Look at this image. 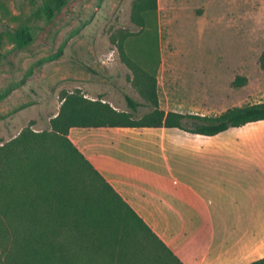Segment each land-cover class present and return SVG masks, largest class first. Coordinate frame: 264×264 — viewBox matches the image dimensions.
<instances>
[{
  "label": "rangeland",
  "instance_id": "1",
  "mask_svg": "<svg viewBox=\"0 0 264 264\" xmlns=\"http://www.w3.org/2000/svg\"><path fill=\"white\" fill-rule=\"evenodd\" d=\"M50 1L0 0V92L10 91L0 101V147L22 133L50 131L70 95L123 112H130L125 95L144 103L126 60L155 78L163 111L216 116L264 103V0H157L143 29L130 17L136 0H68L47 18ZM23 27L33 41L19 49L9 32ZM237 78L246 82L234 85ZM148 111L142 107L136 115ZM183 144L213 158L217 169L231 167L232 179H240L241 170L259 179L264 122L214 138L184 135ZM10 156L11 171L17 164L25 171L26 151Z\"/></svg>",
  "mask_w": 264,
  "mask_h": 264
},
{
  "label": "trees",
  "instance_id": "2",
  "mask_svg": "<svg viewBox=\"0 0 264 264\" xmlns=\"http://www.w3.org/2000/svg\"><path fill=\"white\" fill-rule=\"evenodd\" d=\"M67 1L51 0L47 18ZM156 10L157 0H136L131 21L143 29ZM9 35L19 49L33 41L25 27ZM125 62L140 83L144 103L125 95L130 112H123L70 95L50 121V131L22 133L0 147V264H183L72 144L69 129L163 127L213 137L264 122V103L232 107L216 116L165 112L159 107L155 78ZM259 63L264 70V52ZM245 82L237 78L234 85ZM9 92H0V101ZM142 107L149 111L137 117ZM18 148L27 153L23 172L18 164L12 171L8 165ZM21 188L35 193L24 197ZM249 264H264V257Z\"/></svg>",
  "mask_w": 264,
  "mask_h": 264
},
{
  "label": "crops",
  "instance_id": "3",
  "mask_svg": "<svg viewBox=\"0 0 264 264\" xmlns=\"http://www.w3.org/2000/svg\"><path fill=\"white\" fill-rule=\"evenodd\" d=\"M184 135L218 136L163 127L68 132L72 144L183 264H249L263 258V153L259 179L242 170L240 179H232L231 167L217 169L213 158L185 147Z\"/></svg>",
  "mask_w": 264,
  "mask_h": 264
},
{
  "label": "clouds",
  "instance_id": "4",
  "mask_svg": "<svg viewBox=\"0 0 264 264\" xmlns=\"http://www.w3.org/2000/svg\"><path fill=\"white\" fill-rule=\"evenodd\" d=\"M109 59H112V54H109Z\"/></svg>",
  "mask_w": 264,
  "mask_h": 264
}]
</instances>
